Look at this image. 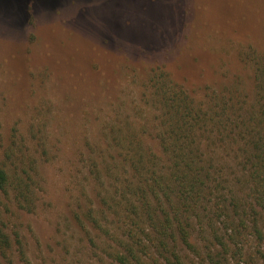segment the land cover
I'll return each mask as SVG.
<instances>
[{"label": "rangeland", "instance_id": "obj_1", "mask_svg": "<svg viewBox=\"0 0 264 264\" xmlns=\"http://www.w3.org/2000/svg\"><path fill=\"white\" fill-rule=\"evenodd\" d=\"M18 1L0 0V144L15 140L46 161L42 203L15 216L25 250L31 264H115L105 238L87 250L91 235L69 222L75 198L89 206L88 145L105 143L111 127L157 125L152 68L195 96L237 80L252 99L264 0H32L26 20Z\"/></svg>", "mask_w": 264, "mask_h": 264}, {"label": "trees", "instance_id": "obj_2", "mask_svg": "<svg viewBox=\"0 0 264 264\" xmlns=\"http://www.w3.org/2000/svg\"><path fill=\"white\" fill-rule=\"evenodd\" d=\"M18 2L26 20L34 2ZM250 60L252 99L237 80L195 96L162 69L150 70L146 85L159 110L157 125L146 118L138 129L111 127L105 143L88 145L89 206L75 198L69 218L80 236L91 235L89 242L83 236L87 250L105 238L115 264H187L190 257L198 264H231L235 257L264 264V55ZM47 144L37 147L48 159ZM33 153L15 140L0 144L6 264H31L15 216L42 203L46 161Z\"/></svg>", "mask_w": 264, "mask_h": 264}]
</instances>
